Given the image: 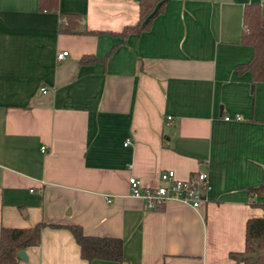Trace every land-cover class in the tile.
I'll return each instance as SVG.
<instances>
[{
    "label": "crops",
    "instance_id": "0c3cea01",
    "mask_svg": "<svg viewBox=\"0 0 264 264\" xmlns=\"http://www.w3.org/2000/svg\"><path fill=\"white\" fill-rule=\"evenodd\" d=\"M247 3L264 13V0H166L122 36L138 0H0V227L43 223L17 264H244L230 253L264 202L248 191L264 174V79L236 69L252 55ZM62 13L82 30L61 31ZM166 169L204 171V201L130 195L129 176L152 189ZM68 224L120 238L123 260L83 259Z\"/></svg>",
    "mask_w": 264,
    "mask_h": 264
},
{
    "label": "trees",
    "instance_id": "16d2710c",
    "mask_svg": "<svg viewBox=\"0 0 264 264\" xmlns=\"http://www.w3.org/2000/svg\"><path fill=\"white\" fill-rule=\"evenodd\" d=\"M166 0H138V19L133 24L123 26L118 34L126 36L129 33H140L149 28L154 16L162 11ZM39 7L43 10H55V0H39ZM82 18L75 13H62L60 15L59 29L72 32L80 27ZM84 31H87L84 29ZM242 44L250 45L252 55L245 63L236 65L237 71L248 69L251 73V84L264 79V13L257 3H247L243 7ZM97 58L92 55H82L81 63H90ZM251 194L264 195V174L262 180L248 187ZM262 209L261 216L249 217L245 222V249L243 253H250L254 247L264 248V202L257 203ZM43 223H36L27 227H0V264H17L19 257L17 251L35 246L40 241V232ZM52 226H56L52 224ZM72 233L79 246V253L83 259L101 258L108 260H123L122 241L117 237L90 236L83 233L76 224L64 225ZM242 253H230V256L239 260ZM244 259V264H249ZM252 264H264V255L257 258Z\"/></svg>",
    "mask_w": 264,
    "mask_h": 264
},
{
    "label": "built area",
    "instance_id": "2783aa9c",
    "mask_svg": "<svg viewBox=\"0 0 264 264\" xmlns=\"http://www.w3.org/2000/svg\"><path fill=\"white\" fill-rule=\"evenodd\" d=\"M68 55L67 50H62L57 53V58L63 59ZM42 93H46L44 88H41ZM229 119L228 115L224 116ZM241 117L236 114L235 119ZM170 121L171 117L167 116ZM126 140L124 143H128ZM45 146H41L43 151ZM130 195L143 199L147 208H154L165 203L169 199H177L182 203L188 204L191 207H198L205 199V193L210 188L207 180V174L204 171H195L185 179L177 178L173 169L163 170L159 174V184L150 189L142 188L141 181L134 175L128 177Z\"/></svg>",
    "mask_w": 264,
    "mask_h": 264
},
{
    "label": "water",
    "instance_id": "95a60500",
    "mask_svg": "<svg viewBox=\"0 0 264 264\" xmlns=\"http://www.w3.org/2000/svg\"><path fill=\"white\" fill-rule=\"evenodd\" d=\"M78 31H81L82 29L79 28L77 29ZM50 97V94L49 93H44L42 95H40L39 97H37L35 99V101H44V102H47L48 99ZM17 255L19 257V259L21 260H26L27 259V255L24 251V249H20L17 251ZM264 255V248L263 249H258L257 247H254L253 248V251L250 252V253H242L239 255V259L240 260H244V259H251L249 264H252L253 262H255L257 260L258 257L260 256H263Z\"/></svg>",
    "mask_w": 264,
    "mask_h": 264
}]
</instances>
